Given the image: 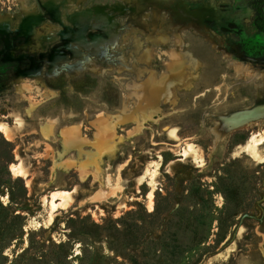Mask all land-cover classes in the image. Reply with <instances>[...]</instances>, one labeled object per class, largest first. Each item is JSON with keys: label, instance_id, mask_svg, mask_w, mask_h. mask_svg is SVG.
Segmentation results:
<instances>
[{"label": "rangeland", "instance_id": "1", "mask_svg": "<svg viewBox=\"0 0 264 264\" xmlns=\"http://www.w3.org/2000/svg\"><path fill=\"white\" fill-rule=\"evenodd\" d=\"M248 3L0 0V264H264Z\"/></svg>", "mask_w": 264, "mask_h": 264}, {"label": "trees", "instance_id": "2", "mask_svg": "<svg viewBox=\"0 0 264 264\" xmlns=\"http://www.w3.org/2000/svg\"><path fill=\"white\" fill-rule=\"evenodd\" d=\"M250 6L256 11V25L264 33V0H251Z\"/></svg>", "mask_w": 264, "mask_h": 264}, {"label": "flooded vegetation", "instance_id": "3", "mask_svg": "<svg viewBox=\"0 0 264 264\" xmlns=\"http://www.w3.org/2000/svg\"><path fill=\"white\" fill-rule=\"evenodd\" d=\"M250 1H251V0H249L248 7H249L250 10L253 11V13H254V15H255V18H254V26H255V28H256V30H257L258 33H260V34H264L263 32H261V31L258 29V27H257V25H256V23H255L256 18H257V15H256V11H255L254 9L251 8V6H250ZM248 58H251V57H249V56H244V59H245V60H247ZM253 59H254V58H253ZM261 60L264 62V59H262V58H261V59H258V62L260 63ZM255 61H256V60H255Z\"/></svg>", "mask_w": 264, "mask_h": 264}, {"label": "water", "instance_id": "4", "mask_svg": "<svg viewBox=\"0 0 264 264\" xmlns=\"http://www.w3.org/2000/svg\"><path fill=\"white\" fill-rule=\"evenodd\" d=\"M247 60H250V61H252V62H255V59H253V58H248ZM258 63H259V62H258ZM260 63H263V61L261 60Z\"/></svg>", "mask_w": 264, "mask_h": 264}, {"label": "bare ground", "instance_id": "5", "mask_svg": "<svg viewBox=\"0 0 264 264\" xmlns=\"http://www.w3.org/2000/svg\"><path fill=\"white\" fill-rule=\"evenodd\" d=\"M53 202V201H52ZM54 204V203H53Z\"/></svg>", "mask_w": 264, "mask_h": 264}]
</instances>
